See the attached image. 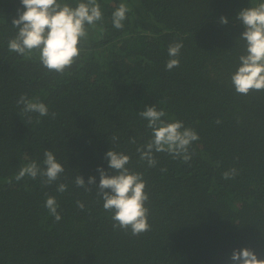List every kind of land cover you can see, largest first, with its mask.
I'll use <instances>...</instances> for the list:
<instances>
[{"label": "trees", "instance_id": "16d2710c", "mask_svg": "<svg viewBox=\"0 0 264 264\" xmlns=\"http://www.w3.org/2000/svg\"><path fill=\"white\" fill-rule=\"evenodd\" d=\"M97 2L102 20L86 25L79 58L58 74L38 54L9 51L12 20L24 9L20 0H0V264H231L232 251L245 247L264 258V91L237 94L230 80L244 50L237 14L262 0ZM121 3L129 11L116 29L112 13ZM174 42L183 44L180 64L168 71ZM22 94L55 119L24 114L16 103ZM154 105L167 114L162 119L198 134L187 163L155 152L156 167L139 160L136 149L151 130L137 113ZM111 147L129 155L128 167L147 182L150 230L138 236L114 230L95 190L74 184L78 174L98 185ZM45 150L64 166L60 179L17 181L22 166L44 167ZM233 168L235 177L224 179ZM59 183L66 192H57ZM48 196L59 222L45 207Z\"/></svg>", "mask_w": 264, "mask_h": 264}, {"label": "clouds", "instance_id": "9594fccd", "mask_svg": "<svg viewBox=\"0 0 264 264\" xmlns=\"http://www.w3.org/2000/svg\"><path fill=\"white\" fill-rule=\"evenodd\" d=\"M20 3L24 10L18 9V18L12 20L17 33L8 41L9 51L28 58L38 54L41 66L58 74H64L79 58L81 50L78 45L88 35L86 25L93 26L103 18L97 0H80L75 7L59 0H20ZM128 11V7L121 3L112 13V24L116 29L124 27L123 21ZM236 18L243 27L239 39L244 42V50L238 57L236 71L230 77L231 84L235 92L241 95L264 91V0L256 6L240 10ZM220 23L227 25L228 19L222 16ZM182 47V42L169 44L166 70L179 67L178 57ZM16 103L17 106H22L24 114L38 113L41 117L51 115L53 119L57 115L55 112L50 114L43 102L29 99L26 94H22ZM137 114L147 121V128L151 130V138L136 149L140 161L146 162L149 168L156 167L158 161L154 152L167 153L173 159H181L185 163L191 160L189 149L199 139L194 129L185 127L179 120L169 122L162 119L167 114L163 109L157 110L156 105L147 106ZM216 123L219 124L220 121L217 120ZM112 140L116 141L118 137L113 136ZM129 142L135 144L136 140L132 137ZM105 159L108 161L109 171L97 169L98 185L95 177H89L86 184L84 178L77 174L75 186L83 188L85 192L95 190L97 197L103 201V209L111 213L114 230H123L125 233L130 231L132 236L149 231V209L145 206L149 195L145 191L147 182L143 174L128 167L131 160L129 155L117 152L112 147L106 152ZM43 165L41 168L35 161L24 165L15 179L19 181L25 176L36 179L39 176L43 184L48 186L58 181L65 171L51 150L44 151ZM160 171L167 172V169L161 168ZM236 174L237 171L233 168L224 172L223 178H234ZM67 188V184L59 183L56 190L64 193ZM76 206L80 210L85 207L79 200L76 201ZM45 207L56 222L62 219L54 196L46 198ZM229 259L231 264H264V258H258L253 250L246 247L233 250Z\"/></svg>", "mask_w": 264, "mask_h": 264}]
</instances>
